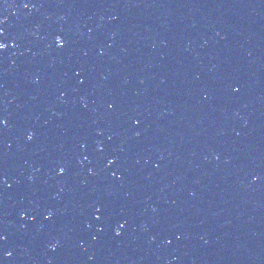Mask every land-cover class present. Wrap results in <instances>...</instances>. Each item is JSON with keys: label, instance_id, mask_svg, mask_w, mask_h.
Returning a JSON list of instances; mask_svg holds the SVG:
<instances>
[{"label": "water", "instance_id": "water-1", "mask_svg": "<svg viewBox=\"0 0 264 264\" xmlns=\"http://www.w3.org/2000/svg\"><path fill=\"white\" fill-rule=\"evenodd\" d=\"M124 264H264V95Z\"/></svg>", "mask_w": 264, "mask_h": 264}, {"label": "snow or ice", "instance_id": "snow-or-ice-1", "mask_svg": "<svg viewBox=\"0 0 264 264\" xmlns=\"http://www.w3.org/2000/svg\"><path fill=\"white\" fill-rule=\"evenodd\" d=\"M23 6H24L25 8H27V7H29V4H28V3H24ZM0 23H2V21H0ZM56 43L58 44V46L63 47L64 44H65V41L63 40L62 37H59V36H58V37L56 38ZM7 47H8V43H7L6 40H5L4 29H3L2 27H0V52H3L4 50H6ZM80 83L83 84L84 81L81 80ZM111 107H112V105L109 104V108H111ZM6 123H7L6 120L0 119V126L5 125ZM33 135H34V133L29 132V133H28V136H27V139H28V140H32V139H33ZM116 162H117V161H116L115 158H109V159L107 160L108 167H111V166H112L113 164H115ZM58 168H59V173H58V174H60V175L65 174V172H66V168H65L64 166L59 165ZM89 174H90V175H95L96 173H95V171H94L93 169H89ZM112 175H113V176H116V173L113 172ZM0 182L6 184V183H7V180L3 179V177H0ZM9 187H11V185H9ZM102 210H103V206H101V207H97V208L95 209L96 213H101ZM41 214L44 215V218H45V219H51V218H52V215H53V213H52V211H51L50 209L45 210V213H41ZM27 215H28L27 213H22V217H25V216H27ZM31 218H32V219H35L34 216L31 217ZM95 219L99 221V220L102 219V216H101V215H96V216H95ZM126 223H127V221H125V222H123V223L118 222L119 227H118V229L116 230V235H120V234H121V231H120V230L123 229V228L125 227ZM101 230H102V229H101ZM4 239H6V237L3 236V235H0V240H4ZM9 255H10V253H9Z\"/></svg>", "mask_w": 264, "mask_h": 264}]
</instances>
